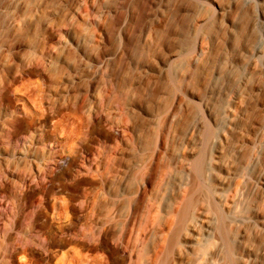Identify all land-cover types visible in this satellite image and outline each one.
Instances as JSON below:
<instances>
[{"label": "rangeland", "instance_id": "obj_1", "mask_svg": "<svg viewBox=\"0 0 264 264\" xmlns=\"http://www.w3.org/2000/svg\"><path fill=\"white\" fill-rule=\"evenodd\" d=\"M263 22L264 0H0V264H264Z\"/></svg>", "mask_w": 264, "mask_h": 264}, {"label": "water", "instance_id": "obj_2", "mask_svg": "<svg viewBox=\"0 0 264 264\" xmlns=\"http://www.w3.org/2000/svg\"><path fill=\"white\" fill-rule=\"evenodd\" d=\"M77 244H79V242L69 237L68 233L66 235H62L59 239L56 240L53 254H61L63 251L69 250ZM16 259L18 264H35L41 261L42 256L34 249H27L19 250L16 253ZM23 260L26 261L22 262Z\"/></svg>", "mask_w": 264, "mask_h": 264}, {"label": "bare ground", "instance_id": "obj_3", "mask_svg": "<svg viewBox=\"0 0 264 264\" xmlns=\"http://www.w3.org/2000/svg\"><path fill=\"white\" fill-rule=\"evenodd\" d=\"M263 23H264V22H263ZM260 182H261V184L264 186V179H261ZM64 252H65V251H64ZM65 257H66V253H62L60 256H58V257L55 259L54 263H55V264H64L63 261H64Z\"/></svg>", "mask_w": 264, "mask_h": 264}]
</instances>
